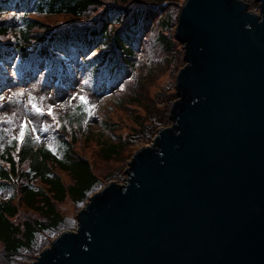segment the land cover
<instances>
[{"label":"water","instance_id":"95a60500","mask_svg":"<svg viewBox=\"0 0 264 264\" xmlns=\"http://www.w3.org/2000/svg\"><path fill=\"white\" fill-rule=\"evenodd\" d=\"M183 0L168 119L29 264H264V0Z\"/></svg>","mask_w":264,"mask_h":264},{"label":"trees","instance_id":"16d2710c","mask_svg":"<svg viewBox=\"0 0 264 264\" xmlns=\"http://www.w3.org/2000/svg\"><path fill=\"white\" fill-rule=\"evenodd\" d=\"M181 1L0 0V92L38 82L42 88H51L60 96L59 102L65 103L68 95L64 94L76 89L78 78H83L91 95L104 93L114 98L113 87L125 76L142 83L137 56L144 35L155 32L156 43L165 51L163 60L157 61L166 63L162 71L176 65L177 60L179 63L177 51L182 44L172 30ZM157 62L151 60L142 66L148 73ZM166 89L172 88L166 85ZM85 93L70 98L74 101L71 109L62 115L58 128L51 129L49 144L36 141L28 124L23 138L12 136L2 143L0 264H28L36 258L35 251L45 246L42 239L49 244L69 228L76 217L74 220L63 214L58 205L69 200L79 211L93 192L122 176L124 167L110 171L103 161L116 160L134 144V138L149 134V117L160 108L151 100L152 110H147L134 91L127 99H119L121 104L114 103L115 97L109 101L110 106L125 110L122 120L105 118L102 124L109 129V137L92 138L91 99ZM173 94L164 96L172 100ZM81 95L86 97V104L81 103ZM124 117H130L138 129L118 134ZM59 130L67 132L66 136ZM81 138L85 147L89 143L96 146L101 166L90 157H80Z\"/></svg>","mask_w":264,"mask_h":264},{"label":"rangeland","instance_id":"374dc122","mask_svg":"<svg viewBox=\"0 0 264 264\" xmlns=\"http://www.w3.org/2000/svg\"><path fill=\"white\" fill-rule=\"evenodd\" d=\"M245 1L249 2L250 9L257 11V4L253 2V0ZM8 15L10 14H7V16ZM172 32L174 31L172 30ZM154 33L155 32L144 35L145 38L137 56V62L141 68L140 74L143 76L142 83L137 84L135 81H133L132 76L128 79L125 76L126 74H124L123 76L125 77L121 80V82L113 87L115 88V92L112 94H116L114 96V98L116 97V102L114 103L121 104V102H119V99L121 101L127 99V97L134 91L136 95L141 99L140 104L146 107L147 110H152L151 100L154 101V104L158 103L160 108H158V112L152 111L151 116L149 117V126L147 129V132H149V134L146 133L141 137L134 138V144L130 147H126L116 160H112L109 162L103 161L107 170L110 169V171L120 166L124 167L125 169L127 166V162L130 160L133 153L138 148L150 144L151 139L156 134L158 128L171 125V121L168 119V112L170 105L176 98V96L175 94H173L174 96L171 100L164 95H168L170 92L174 93L175 91L174 81L176 74L178 70L184 65V61L182 59L183 50L181 49V46L179 48L177 47V53L180 54L179 63L178 60L175 61L177 68H175L176 65H169L167 69L162 71L165 68L166 63H158L163 60L166 53L165 51H163L161 44L156 43ZM151 60H153L154 62H159H157V64L155 65L156 67L152 68L151 72L147 73L142 64H149ZM77 74L82 77V73L79 70L77 71ZM85 84L86 83L83 84V78H78L76 89H71L67 92V94H64V96L68 95L64 99L65 103L59 102L58 99L60 96L52 91L51 88H42L41 85L38 84V82H35L34 84H25L23 86L16 85L8 90L0 92V97H3V99L0 100V129H2L0 149L2 147V143L10 139L12 136H16L18 139L21 138L20 124L26 120L30 121V123L27 124L29 125L32 132L31 134L35 138V140L43 141L49 144L51 141V129L58 128L57 126L62 115L71 109L74 101H72L70 98L72 97V99H74V96L77 97L81 93L84 94L85 92H87L85 93V95L91 99L89 110L91 111V114H93L89 118V127L91 130V133L89 135L92 138L99 136L100 138L107 139L110 135V131L108 128H105L103 126L102 121L105 118H110L112 121L122 120L125 110H121L123 112H120L119 108L113 110L110 106L109 101L114 100V98H109L111 96L108 97L104 95V93L91 95L90 91H86L87 89L85 88ZM121 85H123V87H121ZM166 85L172 89H166ZM159 92H162L164 95H161V93L158 94ZM102 95L104 96L102 97ZM29 98H31L33 103H36L40 106V108L43 110L41 113L38 114L32 110V105L29 103ZM49 106H52V112L55 114V116L49 115ZM95 106L99 109V111L96 110L94 112ZM120 125L121 128L117 133L122 135L130 132L131 129L135 127V124L134 122L132 123L130 117H124V122ZM151 126H154L155 129L152 130ZM33 128H35L36 130L33 131ZM46 129L48 130L44 131ZM134 129H138V127H135ZM61 131L62 130H59L60 134ZM66 134L67 132L63 133V136L65 137ZM37 137H39V139H37ZM78 145H80V156L88 158L90 157L92 158V160H94V162L97 163L98 166L102 165V157H100L97 153L96 146L93 145V143H89L88 146L85 147V145L82 143L81 138L78 141ZM95 156H97V158ZM125 177L126 176L123 173L122 176L119 175L111 181L123 183ZM58 207L63 214L68 215L75 220L78 210L73 204L70 203L69 200L59 204ZM68 229H76V220L70 224ZM41 242H43V244L45 245L44 247L49 245L46 242L44 243L43 239L41 240ZM35 253L37 256L39 254V249H37ZM32 260H34V258H31V261Z\"/></svg>","mask_w":264,"mask_h":264},{"label":"snow or ice","instance_id":"6c2138e0","mask_svg":"<svg viewBox=\"0 0 264 264\" xmlns=\"http://www.w3.org/2000/svg\"><path fill=\"white\" fill-rule=\"evenodd\" d=\"M121 87H123V85H121ZM9 98H11V97H9ZM2 99H3V97H0V100H2ZM79 99H80V101H81L82 104H86V103H87V99H86L85 96L81 95V96H79ZM29 103L32 105V110H33L34 112H36V113L39 114V113H41V112L43 111V110L40 108V106H39L38 104L32 102L31 98H29ZM91 107H94V106H91ZM48 112H49V115H53V116H55V114L52 112V106H49V108H48ZM27 123H30V121H27V120H26V121H24V122H22V123L20 124L21 138H23V135H24V133H25V131H26L25 125H26ZM32 130L35 131L36 129L33 128ZM37 139H39V137H37Z\"/></svg>","mask_w":264,"mask_h":264}]
</instances>
